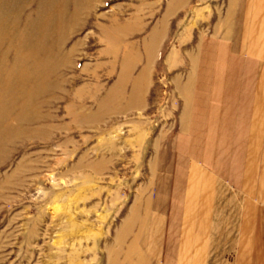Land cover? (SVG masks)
<instances>
[{
	"label": "rangeland",
	"instance_id": "rangeland-1",
	"mask_svg": "<svg viewBox=\"0 0 264 264\" xmlns=\"http://www.w3.org/2000/svg\"><path fill=\"white\" fill-rule=\"evenodd\" d=\"M54 1L38 13L41 0H21L0 22L18 19L0 40V125L25 133L0 145V264H264V75L239 193L167 150L153 159L178 105L163 59L189 50L224 0H80L78 15ZM142 44L149 92L126 111Z\"/></svg>",
	"mask_w": 264,
	"mask_h": 264
},
{
	"label": "crops",
	"instance_id": "crops-1",
	"mask_svg": "<svg viewBox=\"0 0 264 264\" xmlns=\"http://www.w3.org/2000/svg\"><path fill=\"white\" fill-rule=\"evenodd\" d=\"M200 27L199 37L189 50L184 54L171 51L163 59L172 74L169 83L178 105L168 131L152 142L153 159L158 162L160 153L167 150L177 160L200 167L223 187L239 193L238 188L248 177L246 163L250 160L253 128L259 125L264 0H224L222 6L218 4L213 13L206 15V23ZM159 33L158 27L152 30L145 43L147 50L155 49ZM143 48L144 44L141 49L135 48L137 60L132 64L131 85L123 94L126 111L143 110L149 92V87L142 86V78L153 63L143 64ZM126 64L123 60V67L128 69ZM243 161L242 170L239 163ZM155 190L159 194L160 189ZM250 222L242 225V235L252 230Z\"/></svg>",
	"mask_w": 264,
	"mask_h": 264
},
{
	"label": "bare ground",
	"instance_id": "bare-ground-1",
	"mask_svg": "<svg viewBox=\"0 0 264 264\" xmlns=\"http://www.w3.org/2000/svg\"><path fill=\"white\" fill-rule=\"evenodd\" d=\"M6 1L7 0H0V22L2 21V16L3 15H5L6 14V12L7 11H13V10H11L15 5H16V3L17 2H19V1H21V0H13L12 1V3L10 4V6H8V7H6V6H4V4L6 3ZM42 2L40 3L41 5H40V10L38 11V13H42V12H48L49 13V11H50V8H51V5H53L54 3H55V1L54 0H41ZM45 1H46V3H45ZM48 1V2H47ZM79 1L80 0H72V4H73V7H74V11L73 12H76L78 9H76V7L79 5ZM89 1V0H88ZM64 2L65 3H67V1L66 0H64ZM86 2H87V0H86ZM88 3V2H87ZM77 4V5H76ZM83 4V3H82ZM89 4V3H88ZM62 5V4H61ZM4 7H6V8H4ZM72 7V8H73ZM79 8V7H78ZM60 11H61V13H63V17H64V13H65V8H61V9H59ZM78 12V11H77ZM77 12L75 13V14H77ZM19 13V12H18ZM47 14V13H46ZM74 14V13H73ZM49 15V14H48ZM59 15V14H58ZM78 15V14H77ZM76 16V15H75ZM19 17V16H18ZM74 17V16H73ZM16 18L17 17H15V18H13V20H12V22H11V24H12V26H11V28L9 29H7V26H6V24H5V22H3L4 23V25L3 26H1L0 27V40L3 38V40L5 39V37L7 36V35H10L12 32H13V30H16L17 28H16V26H17V21H18V19L16 20ZM75 19V18H74ZM10 20V19H9ZM72 21V20H71ZM36 23H38V22H36ZM1 24V23H0ZM9 25H10V23H9ZM8 25V27H10ZM35 25V24H34ZM34 27H37V26H34ZM33 30H34V28H33ZM16 32V31H15ZM17 33V32H16ZM16 33H13V35H12V37H15V35H16ZM21 38H20V41H22V43L20 44V41H19V43L15 46V48H14V52H13V57H14V60H13V63H12V70L14 69V70H16L17 68H18V66L19 65H21L20 64V60H19V58H18V56H19V52H21L22 51V49L24 48L23 46H24V44H23V41H24V39H26L25 37L26 36H24L23 34H22V36H20ZM29 37V36H28ZM28 42V41H27ZM11 48L9 47V49L6 51V53H8L9 52V50H10ZM24 55V54H23ZM5 55H3V57H4ZM20 68V67H19ZM21 74V73H20ZM13 83L15 82V79L12 81ZM21 100V99H20ZM25 100V99H24ZM33 103V102H32ZM31 104V98H27L26 99V101H25V104H24V106H22V113L24 114V112H25V109H27L28 108V106ZM7 108H5L4 106H1L0 107V114H2V111H4V110H6ZM20 117L21 116H19V114L16 116V118L14 119L15 120V122H20L21 121V119H20ZM37 120V119H36ZM24 131L20 128V127H18V126H13V125H0V145H1V143H3V142H8V140L10 141V140H12V139H17V138H21V137H23L24 136V134L25 133H23Z\"/></svg>",
	"mask_w": 264,
	"mask_h": 264
}]
</instances>
